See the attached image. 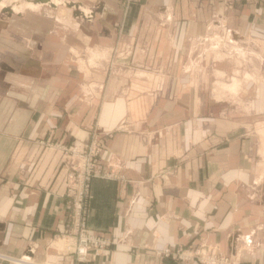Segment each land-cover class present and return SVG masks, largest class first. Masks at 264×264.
Returning <instances> with one entry per match:
<instances>
[{"label":"crops","instance_id":"1","mask_svg":"<svg viewBox=\"0 0 264 264\" xmlns=\"http://www.w3.org/2000/svg\"><path fill=\"white\" fill-rule=\"evenodd\" d=\"M36 3L0 9V264H191L159 252L196 245L264 264V5L140 0L121 16L119 0ZM123 43L128 69L106 75L104 50L116 59ZM136 84L149 90L133 99ZM95 124L114 132L101 162L118 178H93L87 222L119 241L77 261L55 237L61 145Z\"/></svg>","mask_w":264,"mask_h":264},{"label":"built area","instance_id":"2","mask_svg":"<svg viewBox=\"0 0 264 264\" xmlns=\"http://www.w3.org/2000/svg\"><path fill=\"white\" fill-rule=\"evenodd\" d=\"M139 1L119 0V3L120 7L127 11L131 4ZM224 1L227 3L234 2V0ZM244 1H254L264 5V0H239V2ZM116 72L118 71L109 74ZM89 93L85 92V96ZM61 147L64 151L63 164L68 175L64 192V210L67 221L58 230L55 237L58 239L59 252L71 254L77 261H86L94 256L93 251L107 253L111 246L116 243L110 235L94 231L88 225L87 205L91 181L94 177L118 178V176L101 166L100 156L102 157L105 146L103 133L98 128L92 129L89 141L85 143H66ZM159 253L192 264H231L230 257L214 245L166 248Z\"/></svg>","mask_w":264,"mask_h":264},{"label":"rangeland","instance_id":"3","mask_svg":"<svg viewBox=\"0 0 264 264\" xmlns=\"http://www.w3.org/2000/svg\"><path fill=\"white\" fill-rule=\"evenodd\" d=\"M5 2H7L9 5H12V2L14 1H16V0H4ZM55 1H59V2H63V4L61 5V7H64L65 6V1L66 0H55ZM28 2H29V0H20V2H17L16 3V6H18V7H21V10H23L24 8H27L28 6H35V5H29L28 4ZM236 2H239V0H234V2H232V3H228V4H234V3H236ZM121 8V7H120ZM129 9V8H128ZM128 11V10H127ZM127 11H124L122 8H121V16H123L124 14H126L127 13ZM126 38V37H125ZM122 47L124 48L125 47V43H123V46H121V50L119 49V51L117 52V58L115 59V52H114V50H113V48H109V49H107V50H104V52H103V55L105 56V58H106V62H107V65H106V68L104 69L105 71H106V75H108L110 72H115V71H118V72H116V73H119V71H120V73L122 72H124L126 69H128V68H126V67H124V65L122 64V63H120L125 57H130V55H131V51H129V50H126V49H122ZM90 53V56H92V53L93 52H89ZM87 60V58H85V61ZM117 63V64H116ZM120 65V67H119V65ZM114 66H115V68H114ZM115 69V70H114ZM138 70V72L137 73H140L139 75H160V74H162L163 72H162V69H158V68H145V67H143V68H139V69H137ZM167 71H168V69H167ZM213 71V70H212ZM169 73L168 74H171V70L170 71H168ZM114 74V73H113ZM203 74H206V75H211V71H210V69H205L204 70V72H203ZM214 73L212 72V75H213ZM217 76H219L220 78H219V80H224L223 78H229V80H228V85H221V86H225V87H227V88H229V91L230 92H237V90L239 89V87H241V85H240V81H238L239 82V84L238 85H234L233 83L231 84V82H234L233 81V79H232V73H227V72H219V73H217ZM240 76H241V74H240ZM239 76V77H240ZM156 77V76H155ZM135 86V88H136V92H137V94L136 93H132V95H133V99H138L140 96V94H143L144 96L146 95V93H147V91L149 90L148 88H146L147 86L145 85V84H136V85H134ZM204 89H205V83L204 84H202L201 85ZM156 87H157V85H153V88H154V90H153V92L156 90ZM208 90V89H207ZM210 91H212V89L210 90ZM214 92V91H213ZM213 92H211V93H213ZM149 94H150V92H149ZM136 95V96H135ZM130 96V95H129ZM142 99V98H141ZM137 107H140V105H139V103H138V106ZM173 124H177V123H172V124H168V125H164L163 127H160V128H155V133H157V134H162V133H164V131H167V130H170V129H172V127L174 126ZM99 128V126L97 125V124H95V125H93L92 126V129H94V128ZM99 130H101L100 128H99ZM101 132L103 133V140H104V146L106 147V138L107 137H112L113 136V134H114V132H112V131H104V130H101ZM92 133V132H91ZM91 138V137H90ZM90 140V139H89ZM88 140V141H89ZM104 150H105V148H104ZM103 153H104V151H103ZM103 155V154H102ZM101 160H102V157L100 156V163H101V166L103 167V168H106V167H104L103 166V164H102V162H101ZM107 170H109L110 172H112L113 174H115V172L113 171V170H111V169H109L108 167L106 168ZM93 180V179H92ZM90 188H91V186H90ZM87 209H88V205H87ZM94 230V229H93ZM94 231H96V230H94ZM98 232H101V231H98ZM57 233H58V231H57ZM56 233V234H57ZM102 233H104V232H102ZM106 234V233H105ZM109 235V234H108ZM111 236V235H110ZM111 238L114 240V241H116V243L119 241V240H116V239H114L112 236H111ZM215 246V245H214ZM218 248V247H217ZM219 249V248H218ZM220 250V249H219ZM222 252V251H221ZM223 253V252H222ZM225 254V253H224ZM226 255V254H225ZM228 256V255H227ZM92 258V257H91ZM89 260V259H88ZM230 261H231V264H232V260H231V258H230ZM192 264V263H191Z\"/></svg>","mask_w":264,"mask_h":264},{"label":"bare ground","instance_id":"4","mask_svg":"<svg viewBox=\"0 0 264 264\" xmlns=\"http://www.w3.org/2000/svg\"><path fill=\"white\" fill-rule=\"evenodd\" d=\"M20 2V0H19ZM59 2V1H58ZM16 1L14 3V1L12 2V5H9L7 2H5L4 0H0V9H7L10 11H21V7L16 6ZM29 5H37L36 0H29L28 2ZM29 7V6H28ZM34 7V6H32ZM31 8V7H30ZM27 9V8H26ZM32 9V8H31ZM24 10V9H23ZM234 85H238L239 82L238 81H234L233 82Z\"/></svg>","mask_w":264,"mask_h":264}]
</instances>
